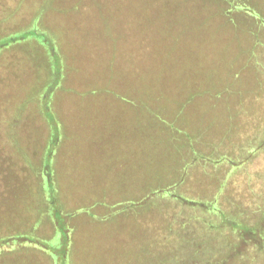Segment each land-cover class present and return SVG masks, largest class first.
I'll return each instance as SVG.
<instances>
[{
	"label": "rangeland",
	"instance_id": "rangeland-1",
	"mask_svg": "<svg viewBox=\"0 0 264 264\" xmlns=\"http://www.w3.org/2000/svg\"><path fill=\"white\" fill-rule=\"evenodd\" d=\"M24 1L11 2L19 10L0 23V36L36 24L33 11L26 10L33 0ZM38 1L43 11L53 3L59 7L47 23L67 36L70 78L80 81L55 96L72 142L58 159L62 196L73 195L71 203L77 196L79 208L88 195L109 208L133 203L126 206L129 214L76 221L83 233L81 264H160L161 254V264H175L181 251L188 264H264V26L238 12L227 27L221 16L225 2L220 9L219 0ZM251 1L264 14V0ZM34 52L28 45L18 49V57L32 59ZM9 64L1 71L0 63V189L38 181L30 164H39L50 132L47 112L38 107L42 117L34 109L39 101L27 103L48 86L49 76L33 83L37 64ZM183 96L193 99L180 108L177 97ZM13 119L14 132L37 150L26 159L30 164L3 153L16 140ZM162 120L177 134L191 133L193 153L185 142L176 143V135L159 136ZM141 139L157 141L143 162L132 151ZM9 161L13 168L5 165ZM173 161L177 174L169 171ZM16 170L20 177H9ZM152 171L175 178L163 190L150 191L145 180ZM137 190L142 204L129 200ZM158 192H166L160 204ZM144 201L156 203L136 214ZM22 207L19 200L4 199L0 214L3 220L25 217L28 207ZM157 213L163 230L141 227L147 214ZM45 231L53 232L51 224Z\"/></svg>",
	"mask_w": 264,
	"mask_h": 264
},
{
	"label": "trees",
	"instance_id": "trees-1",
	"mask_svg": "<svg viewBox=\"0 0 264 264\" xmlns=\"http://www.w3.org/2000/svg\"><path fill=\"white\" fill-rule=\"evenodd\" d=\"M22 1L25 2L24 0ZM11 2H13V0H0V23L14 16V14H16V12L19 10V7H17V5H13ZM222 2H225V6L222 4ZM20 3L21 0H19V4ZM217 4L220 5L218 6L220 9L223 8L222 5L224 6L221 16L223 15L227 27L229 24L228 21H232L231 14H237L238 12H243L246 15H250L249 17H252V20L258 21L261 23V25L264 26V14L262 13L263 7L257 6L256 3L251 0H219L217 1ZM56 8L59 7H57L53 3L52 8L43 11L42 6L39 5V1L33 0V3H28L26 7V10L33 11L32 14L36 17V19L34 20L36 24H34L33 27L31 26L32 29L25 30L26 26L23 25V27H19L15 31L7 32V34L0 36V63L1 65H5L1 71H4L5 69L9 70L8 67L10 65V61L13 62V65L17 62L24 61L27 62V64L29 62L37 64V67L32 70V72H34L33 83H36V81L38 80L43 81L44 78L49 76L48 86H46L45 89L40 90L38 96H32L30 100L27 101V103L30 101H34L37 103V101H39L38 105L34 109L38 110V107H43V111H46L48 116L43 117L39 110L38 113L47 121L50 129L48 139L46 140V143L43 144V148L41 150L39 164L37 162L35 164V161L31 162L30 164L27 160L29 159V156H31V153L35 154L36 152L37 154V150H35L34 148H30L29 143L27 141V143H25L24 139L20 137L21 135H17L14 132L16 120L13 119L14 122L11 123V129H14L13 134L16 140L14 142L12 141V143L9 140L10 151H6V153H3L8 155L9 157L16 155L19 157L22 156V159H24L26 163L30 164L31 168L29 172L37 177L38 181L36 180V183L33 182L31 186L25 187V185H19L18 183H15L16 185H14L17 187H11L14 189V194H12V196L15 198V201L19 200L20 206H23V209H26L28 207V209H26V216L23 217L24 219H22L20 223L13 226H8L7 229L5 228V231L3 228L7 224L9 225V223L0 226L2 228V232H0V249L11 250L22 247L33 249L37 251L40 256H42V264H81L79 256L80 246L78 241L79 239H81L83 233L76 221L79 220L80 217H84L88 220H94L96 217L98 221L100 219V221L103 222L108 218H113L114 215L116 217L121 214H129L132 213V211H126V209H128L126 206L132 205L133 203H117L109 208L104 204V202L98 200L91 201L88 195L86 198H88L89 202L87 201L86 203H84L82 201V203L84 204L79 208L77 205V196L75 197L76 201H73L76 204L71 203L72 199H74L73 195L69 196L71 199H69L68 197L66 200L62 196L61 191L63 190L64 186L63 183L61 186L60 182L58 181V178H60V175L58 174V159L60 156L64 158V150H66L65 148L71 146L72 142L69 140V132L66 130L65 121L63 120L61 115V105L59 101L60 99L56 100L55 96L58 92H60L58 93V95H61H59L58 97H61L64 92L62 91V89H68V86L77 84L80 81H78L76 77L77 75H74V81L70 78L72 73L69 67L71 63H73V59L71 61H68V53L70 52V48L69 45H66L69 44L66 43L68 42L66 41L67 36H65L63 32L62 35L58 34V31L51 28L50 23H47V20L49 22V19H47L48 17L46 16H48L51 12H54V9ZM72 32L73 31L69 30L68 34L70 35ZM28 45L29 48L34 49L36 57L33 56L32 59H29L28 56L27 58L18 57V49L26 47ZM11 50H16L17 55L13 58H7L5 54ZM43 60L44 62H42ZM73 87L77 88L79 86L73 85ZM132 87H129L128 89ZM177 98L178 100L181 99L178 103L180 105V108L186 106V104L190 103L193 99L185 96ZM55 104L57 105L54 106ZM62 105H64V103ZM21 107L22 109L18 111V114L16 116L17 119L19 118L18 116L20 114V111L22 112L25 108L24 106ZM163 121L166 120H162L160 122V125L156 127L159 136L165 135L166 133L176 135V143L178 144L180 140L182 143L185 142L187 144L186 147L188 149V152L193 153V136L191 135V133H188L187 130L180 129V133L177 134L173 130L174 128L171 129V127L169 125L167 126L166 122ZM136 124H138L137 121ZM141 125L142 124H139V126ZM0 138L3 139L5 138V136ZM138 138L139 137H136L137 140L140 139ZM135 143L136 146H134L132 151L135 153L136 160H141L143 162L145 158L147 160L146 155L148 148H150L153 144H156L157 141L153 139V141L148 142V139H146V142H144L141 139L140 142L138 141ZM176 143L175 148L172 147L171 152H173V150L175 151ZM142 147L144 148V154L142 153ZM44 149L45 154H43ZM168 149L170 148L168 147ZM203 157L205 156L202 155L200 158ZM152 159L156 158L150 157V160ZM50 163H52V166H50ZM61 163L63 164L62 160ZM241 163L242 162H239L234 166H240L239 164ZM5 165L13 168V164L10 161ZM75 165H77V162ZM143 168L148 169L145 165H143ZM169 168L170 172H174V174H177L178 168L180 167H178L173 161L171 167ZM158 169L160 168L158 167ZM17 174L20 177V172H17V170L15 173L10 174L9 177L17 176ZM145 174L146 173H144V175ZM161 174L162 172L152 171L151 177H148L145 180V186L147 187L148 184L149 187H151L150 191L152 190V187H160L159 189L163 190L164 188L168 187L171 184L172 179L175 178L171 176L165 178ZM140 176H138V180L140 181L139 186H142ZM1 186L4 187V185ZM10 186L11 185H7L6 187L8 188ZM139 190L131 192L132 194H129V197L132 198L129 199L131 202L135 203L138 201L139 204H142L140 197L138 198L139 194H137ZM150 191H147L146 194L154 193ZM158 193H161L160 195L157 194L156 196L158 197V203L160 204V201L162 200L163 196L166 195V192ZM147 202L144 201V206L141 207V211L138 212L136 210V214L143 213L146 209L150 208L156 203L155 202L152 203V205H148L149 203L147 204ZM158 212L160 213V210H158ZM159 221L160 219L158 213L154 217H149L147 214L146 219L142 222L143 226L141 227L143 228L145 224H151L152 230H163V226L160 225ZM47 224H51V226L53 227V232L45 231L47 229ZM148 231H150V229H148ZM253 236H255V231L253 233ZM183 252L184 251H181L182 254L180 255V258L175 261V264H188L189 258L186 259V257H184L185 255H183L186 253ZM161 257L163 258L162 254L159 257L160 264ZM205 260L208 262L212 261V259L209 260V258H205ZM162 264H164L163 259Z\"/></svg>",
	"mask_w": 264,
	"mask_h": 264
},
{
	"label": "crops",
	"instance_id": "crops-1",
	"mask_svg": "<svg viewBox=\"0 0 264 264\" xmlns=\"http://www.w3.org/2000/svg\"><path fill=\"white\" fill-rule=\"evenodd\" d=\"M3 188L0 189V201L2 202L4 199L15 201V198L12 196V194H14V189L11 187ZM22 219L24 218L17 217L14 220H3L2 214H0V226L6 223L13 226L20 223ZM0 232H2L1 227ZM41 258L42 256H40L37 251L26 247L11 250L0 249V264H42L43 259Z\"/></svg>",
	"mask_w": 264,
	"mask_h": 264
}]
</instances>
